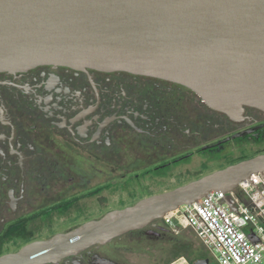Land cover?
<instances>
[{
    "label": "flooded vegetation",
    "instance_id": "obj_1",
    "mask_svg": "<svg viewBox=\"0 0 264 264\" xmlns=\"http://www.w3.org/2000/svg\"><path fill=\"white\" fill-rule=\"evenodd\" d=\"M250 146H264L263 112L247 107L233 120L174 82L54 65L0 72V256L13 238H52H38L44 219L50 230L51 218L118 191L128 175L163 183L160 171L194 159L215 166ZM165 232L149 226L117 240L156 243ZM114 241L51 264H129L128 245L111 250Z\"/></svg>",
    "mask_w": 264,
    "mask_h": 264
},
{
    "label": "water",
    "instance_id": "obj_2",
    "mask_svg": "<svg viewBox=\"0 0 264 264\" xmlns=\"http://www.w3.org/2000/svg\"><path fill=\"white\" fill-rule=\"evenodd\" d=\"M43 65L174 82L233 120L247 107L264 113V0H0V72ZM258 173L264 176V154L29 243L0 256V264L59 262L145 229L212 192L229 193L246 180L257 188L251 177Z\"/></svg>",
    "mask_w": 264,
    "mask_h": 264
},
{
    "label": "rangeland",
    "instance_id": "obj_3",
    "mask_svg": "<svg viewBox=\"0 0 264 264\" xmlns=\"http://www.w3.org/2000/svg\"><path fill=\"white\" fill-rule=\"evenodd\" d=\"M258 154H264V146H250L243 150H236L232 157L228 159L220 158L219 163L215 166H206L198 159L185 161L176 169L171 168L156 173L169 177L168 180H165L163 183H153L147 180L145 183L141 184L131 179L128 175L124 183L119 184L118 191L108 190L101 196V200L92 198L82 202L78 207L74 208V210H70L68 213L69 215L51 218L49 221L52 224L50 230H47L48 228L45 226L48 224V220L46 221V219H44V227L42 232L38 233V238H49L56 234L66 233L88 221L101 219L109 211L133 206L144 198L172 191L200 179L212 173L214 170L224 168L233 163H238L245 158L250 159ZM130 160L128 159V161ZM127 170V168H124L123 174H126ZM91 172H93L92 169L89 170L88 175H90ZM120 175H122L121 172L117 174V176ZM113 176H115V174H110L109 171L108 177ZM97 181H99V179H97ZM111 186L114 187V185H110L109 188ZM120 191H122V193ZM85 205L86 207L84 209ZM170 236L172 237V241L165 239L162 240V242L156 243H149L147 241L128 243V238H122L120 240L115 239V241L109 245V248L114 250L115 247L128 245L127 252L125 253L127 256L133 258L132 260H126L129 264H173L178 260H188L190 263H195L196 256L191 255V251L201 255L203 254L209 259L210 264H219L213 253L204 246L193 230L183 229L179 234L171 233ZM28 239L30 240L29 236H27L26 239L19 237L17 239L13 238L14 242L12 243V249L8 251H11V253L18 252L24 247ZM0 253L2 254L3 250H0Z\"/></svg>",
    "mask_w": 264,
    "mask_h": 264
},
{
    "label": "built area",
    "instance_id": "obj_4",
    "mask_svg": "<svg viewBox=\"0 0 264 264\" xmlns=\"http://www.w3.org/2000/svg\"><path fill=\"white\" fill-rule=\"evenodd\" d=\"M251 179L257 188L246 180L229 193L212 192L207 196L250 254L207 197L198 201L204 210L198 202L183 205L150 227L174 234L183 229L193 230L219 264H264V176L258 173ZM243 256L246 257L241 259ZM173 264L194 263L178 260Z\"/></svg>",
    "mask_w": 264,
    "mask_h": 264
},
{
    "label": "trees",
    "instance_id": "obj_5",
    "mask_svg": "<svg viewBox=\"0 0 264 264\" xmlns=\"http://www.w3.org/2000/svg\"><path fill=\"white\" fill-rule=\"evenodd\" d=\"M246 159H248V158H245V159H243V160H246ZM242 161V160H241ZM171 235V233H169L168 231H166L165 232V239L166 240H170V241H172V237L170 236ZM29 242V241H28ZM1 254V253H0ZM191 255H195L196 257V261L197 260H200V259H205V256L202 254H198V253H195V252H193V251H191Z\"/></svg>",
    "mask_w": 264,
    "mask_h": 264
}]
</instances>
